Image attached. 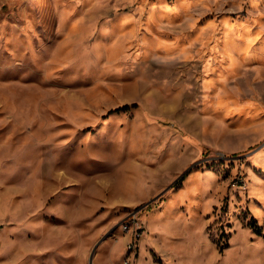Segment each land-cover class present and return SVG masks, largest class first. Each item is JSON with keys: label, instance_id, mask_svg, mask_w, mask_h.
Listing matches in <instances>:
<instances>
[{"label": "rangeland", "instance_id": "374dc122", "mask_svg": "<svg viewBox=\"0 0 264 264\" xmlns=\"http://www.w3.org/2000/svg\"><path fill=\"white\" fill-rule=\"evenodd\" d=\"M126 223L264 264V0H0V264H125Z\"/></svg>", "mask_w": 264, "mask_h": 264}, {"label": "built area", "instance_id": "2783aa9c", "mask_svg": "<svg viewBox=\"0 0 264 264\" xmlns=\"http://www.w3.org/2000/svg\"><path fill=\"white\" fill-rule=\"evenodd\" d=\"M122 229L124 231H127L130 233V237H129V244L127 245V250H129V253L125 256L124 258V263L125 264H131L133 263V260L135 259V256H134V241L137 240L141 235H142V232H141V229H139L138 227L136 226H129L127 223L126 224H123L122 226ZM133 254V256L131 258H129V255L130 254Z\"/></svg>", "mask_w": 264, "mask_h": 264}, {"label": "trees", "instance_id": "16d2710c", "mask_svg": "<svg viewBox=\"0 0 264 264\" xmlns=\"http://www.w3.org/2000/svg\"><path fill=\"white\" fill-rule=\"evenodd\" d=\"M134 105H135V104H134ZM125 107H127V106H125ZM186 173H187V172H186ZM186 173H185V174H186ZM185 174H183V176H182V177H184V176H185ZM250 224H251L253 227H255V228H256L257 226H255V225H258V224H257V220H256V218H254V217H253V219L251 220ZM256 229H258V230H259V228H256Z\"/></svg>", "mask_w": 264, "mask_h": 264}, {"label": "bare ground", "instance_id": "6f19581e", "mask_svg": "<svg viewBox=\"0 0 264 264\" xmlns=\"http://www.w3.org/2000/svg\"><path fill=\"white\" fill-rule=\"evenodd\" d=\"M164 14H165V12H164ZM231 63V62H230ZM163 225V224H162ZM162 242V241H161ZM244 249V248H243ZM249 252V251H248ZM188 254V253H187ZM246 254V253H245ZM241 256V255H240ZM192 264V263H191ZM244 264V263H243ZM246 264V263H245Z\"/></svg>", "mask_w": 264, "mask_h": 264}, {"label": "crops", "instance_id": "0c3cea01", "mask_svg": "<svg viewBox=\"0 0 264 264\" xmlns=\"http://www.w3.org/2000/svg\"><path fill=\"white\" fill-rule=\"evenodd\" d=\"M96 249V248H95ZM96 251V250H95Z\"/></svg>", "mask_w": 264, "mask_h": 264}]
</instances>
